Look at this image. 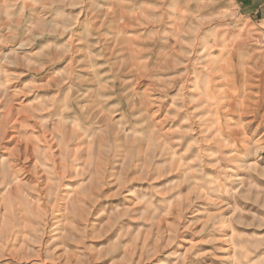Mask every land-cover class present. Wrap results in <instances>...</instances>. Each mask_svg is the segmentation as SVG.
Returning a JSON list of instances; mask_svg holds the SVG:
<instances>
[{"label":"rangeland","instance_id":"374dc122","mask_svg":"<svg viewBox=\"0 0 264 264\" xmlns=\"http://www.w3.org/2000/svg\"><path fill=\"white\" fill-rule=\"evenodd\" d=\"M0 0V264H264V10Z\"/></svg>","mask_w":264,"mask_h":264},{"label":"crops","instance_id":"0c3cea01","mask_svg":"<svg viewBox=\"0 0 264 264\" xmlns=\"http://www.w3.org/2000/svg\"><path fill=\"white\" fill-rule=\"evenodd\" d=\"M239 4L241 14L253 18L260 16L264 10V0H233Z\"/></svg>","mask_w":264,"mask_h":264}]
</instances>
